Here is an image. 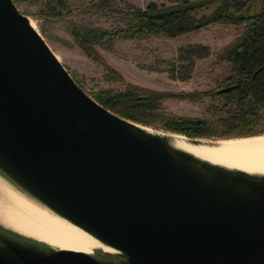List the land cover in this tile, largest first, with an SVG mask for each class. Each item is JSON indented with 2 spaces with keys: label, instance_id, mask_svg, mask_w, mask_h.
<instances>
[{
  "label": "water",
  "instance_id": "obj_1",
  "mask_svg": "<svg viewBox=\"0 0 264 264\" xmlns=\"http://www.w3.org/2000/svg\"><path fill=\"white\" fill-rule=\"evenodd\" d=\"M146 125L84 90L0 0V173L113 249L44 246L0 228V264H264V172L205 159Z\"/></svg>",
  "mask_w": 264,
  "mask_h": 264
},
{
  "label": "trees",
  "instance_id": "obj_2",
  "mask_svg": "<svg viewBox=\"0 0 264 264\" xmlns=\"http://www.w3.org/2000/svg\"><path fill=\"white\" fill-rule=\"evenodd\" d=\"M124 7L115 6L122 23L103 27L86 26L72 22L70 32L88 56L99 59L95 48L104 44L112 48L118 38L146 36L164 33L175 35L199 29L215 21L224 23L243 22V29L222 49L223 57L231 63L230 72L222 79L226 85L235 84L227 91L193 90L163 91L140 88L125 81L120 73L109 67L110 74L116 75L123 83L122 89L100 87L91 93L102 105L143 124L158 123L162 128L189 136L220 135L226 137L246 136L264 131L256 129L262 120L264 107V53L257 55L253 47L264 38V0L254 7L249 0H169V4L148 1L145 6L128 0H119ZM110 0H91L90 8L104 10ZM213 3L212 7L209 5ZM71 12L68 0H55L51 15L61 17ZM257 49V48H256ZM191 53L204 55L207 46L197 45L188 49ZM256 51V52H255ZM183 97L201 100L206 96H221L222 103H210L208 111L214 115L194 116L173 112H162L165 97ZM185 135V136H186ZM225 138V137H221ZM2 230L44 246L48 243L32 239L0 225Z\"/></svg>",
  "mask_w": 264,
  "mask_h": 264
},
{
  "label": "rangeland",
  "instance_id": "obj_3",
  "mask_svg": "<svg viewBox=\"0 0 264 264\" xmlns=\"http://www.w3.org/2000/svg\"><path fill=\"white\" fill-rule=\"evenodd\" d=\"M17 8L28 16L34 27L45 38L50 48L78 84L89 94L100 87H124L116 77L110 74L109 67L114 68L122 75L125 81L140 88L163 91H193L215 90L224 87L222 79L229 74L231 63L222 55V49L234 37L241 33L243 22L224 23L215 21L199 29L168 35L164 33L118 38L113 42L112 48H105L104 44L95 46L99 59L88 56L84 49L76 42L70 32L72 22L86 26L100 25L111 27L122 23L119 12L113 11L115 6L124 7L119 0H110L104 10L90 8L91 0H68L71 12L61 17L51 15L55 0H13ZM136 5L145 6L150 0H128ZM157 3L169 4V0H154ZM261 0H249L254 7H258ZM213 3L209 5L212 7ZM253 50L256 54L264 53V38L259 40ZM207 46L204 55L191 53L188 49L194 46ZM257 48V49H256ZM210 103H222L221 96H206L201 100L183 97L168 96L162 100V112H173L194 116L214 115L208 111ZM262 120L256 129L264 130V107ZM154 129L169 132L158 123L150 124ZM264 131L252 135L262 134ZM183 135V134H181ZM186 135V134H185ZM188 136V135H187ZM251 136V135H246ZM202 139L215 141L225 138L217 134L197 136ZM225 137V138H221ZM1 175V173H0ZM2 177V175H1ZM0 225L18 232L32 239H39L52 244L45 237L34 234L31 230L9 222L0 213ZM30 231V232H29ZM40 237V238H39ZM57 245V246H56ZM92 253L105 255L106 251L96 247Z\"/></svg>",
  "mask_w": 264,
  "mask_h": 264
},
{
  "label": "bare ground",
  "instance_id": "obj_4",
  "mask_svg": "<svg viewBox=\"0 0 264 264\" xmlns=\"http://www.w3.org/2000/svg\"><path fill=\"white\" fill-rule=\"evenodd\" d=\"M146 127L156 130L149 125ZM165 133L172 135L171 141L174 145L205 159L250 172H264V133L215 140L212 144L195 143L188 140L185 135ZM202 141L209 142L204 139ZM0 213L9 222L35 232L34 234L47 238L59 247L87 252L99 247L105 251H113L112 248L102 244L91 234L56 214L1 176Z\"/></svg>",
  "mask_w": 264,
  "mask_h": 264
}]
</instances>
